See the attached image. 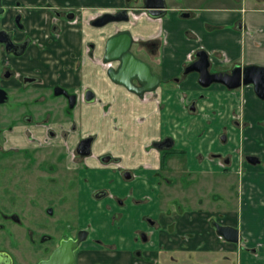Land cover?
Wrapping results in <instances>:
<instances>
[{
  "label": "flooded vegetation",
  "instance_id": "af4514ba",
  "mask_svg": "<svg viewBox=\"0 0 264 264\" xmlns=\"http://www.w3.org/2000/svg\"><path fill=\"white\" fill-rule=\"evenodd\" d=\"M3 1L0 0V8L2 9L0 18L3 19L4 25L0 29L10 35V40L13 44H21L26 41L24 51L19 55H15L14 52L4 51L3 46L0 45V98L3 96L0 102V109L3 108L4 112L10 111V113L14 114H8V116L4 117L6 122L0 129V154L3 157L10 155L24 157L30 150L41 151L45 149V151H52L61 149L60 151L63 153L60 155L61 159L59 162L62 163L64 168L73 167L76 164V167L86 168L89 165H87L86 161L88 158H92L90 160L93 166L122 163L121 159L118 158V153L114 156L111 153H101L93 157V138L90 135L80 137L73 145L64 144L75 130L73 109L81 110L82 107L84 108L96 100L92 89L88 86H83L81 79L82 72L87 68L86 65L89 61L98 64L102 68L103 74L112 85L120 87L127 95L133 96L140 103L153 101L156 103L157 109L160 108V104L157 101L158 97L155 92L157 90H171L176 92V94H180L179 85H182L185 78L190 75L195 77L193 85L203 90L215 84H219L229 91L250 86L240 85L235 89H228L223 84L212 81L203 86L202 84L206 79L200 77V71L203 67L207 75L218 72L211 70L207 57L200 53L202 50H196L190 60L169 81L166 83L161 82L155 74L158 77L157 87L151 92L136 95L131 90L108 79L106 75L107 69L116 70L119 64L117 61L110 63L103 62L105 42L102 51H99V59L93 58V55H95L94 44L87 40L89 31L98 32L107 25L115 24L109 23L101 27H95L93 23L104 13H96L90 17L88 7L86 6L87 1L85 0H74V2L71 0H57L54 1L55 3H51L49 0H35L31 4V8L36 11L37 19L41 23L40 21L35 23L36 33L32 34L27 29L23 1L12 0L8 6L4 5ZM175 1L163 0L164 10L159 18L163 17L168 10L176 5ZM141 2L142 0H129L128 2L121 0V6L113 9L110 13L114 14L125 9L127 20L120 23H127L129 16H136L139 12L145 13V11L139 9ZM149 3H152V1H149ZM72 4H77V6L75 7ZM179 15L184 16L185 13H180ZM121 31L126 30L116 31L114 34ZM73 36L77 40L76 51H71L70 49ZM32 43L37 46L34 50L37 51V57H35L36 59L34 58L33 72H26L22 65L27 61L25 60V56ZM132 45L131 41L128 49L129 53L134 58L145 63L133 52ZM144 47L145 50L151 51V49L146 47V44ZM38 51H41L39 55ZM13 61L21 63V66L15 67ZM145 64L149 66L147 63ZM186 68L190 69V71L185 72ZM237 68L233 67L229 71L223 72V74H230L232 70ZM15 71L20 72L16 73ZM74 72L77 74L76 81H73L72 77ZM130 85L134 88L140 87L134 80L130 81ZM250 87L252 88V86ZM86 91H91L93 94L91 102L85 101ZM202 98V95L197 96L199 100ZM70 102L72 106H70ZM177 103L181 111H187L188 114L196 112L195 100L187 101L182 93L177 97ZM31 104L37 108L41 107V112L36 113L30 109H26ZM107 107L102 106V115L108 112ZM14 131L24 134L23 140H25V144L17 145L13 143V139L11 138L13 136L11 134ZM222 137L224 139L222 145H224L226 141L224 134L220 133L218 140L221 143ZM86 138L91 139L88 154L80 156L76 152V147L79 141ZM164 139H169L171 146L168 149L157 150L153 144L159 143ZM56 141L64 142L58 144ZM174 141V137L164 134L149 142L150 147L148 149H152L157 154L156 162L159 171L167 173L172 170V163L171 165L167 164V160L172 156L179 154L184 160V149H175L176 145ZM69 156L71 157L70 159H68ZM249 157L256 159L255 164L249 163L247 159ZM241 158L242 163L247 165L254 166L259 164V159L255 155L242 154ZM219 159L220 155L218 153L211 154L210 160L212 162L214 160V164L212 165L219 167L220 163L222 165L229 163L228 158H224L221 161ZM26 162L32 163L33 159H27ZM45 163L49 164V169L43 166H39V168L43 173L49 174V178H46L43 185L38 187L36 195L41 197V199H45L46 196L50 195L49 205L44 207L19 208L18 212L12 208L0 207V264H122L121 260L127 258L133 260L129 264H137V260L148 261L149 259L143 254L144 245H148V252H155L154 258L153 256H151L152 259L150 258L153 260L152 264H160L159 260L164 261L167 257L171 262V254L192 253L197 254L201 258L210 257V254L220 252L218 251L220 248L230 255L236 254L237 264H264V234L262 239L259 236L253 239L243 237L240 233V225L244 216L241 215V211L238 208L234 210L225 208L213 211L215 218L207 220L209 232L214 238V240L210 241L212 244L210 245V249H204L196 244V239L200 237L199 232L197 233L193 224L189 223L190 226L187 228L185 223L191 222V218L188 221L185 217V209H181L179 206L168 207L164 210L162 213L163 221L165 222L163 225V235L166 239L161 243H155L156 245L150 248L151 243L147 238V233L151 230L158 234L161 226L157 219L145 215L139 219V224H142L145 230H137L138 218L136 210L133 207L139 201L130 196L131 191H128L127 194L130 196L128 207L123 203L122 199L114 194L115 192L112 193L107 187H99L89 193L90 199L95 202L107 199L112 201V204L116 207V211L110 214L111 225L115 224L118 226L123 221L127 222L125 233L127 234L128 243L125 245H121L119 241L115 243L104 241L101 232L99 230L96 231L89 224L87 217L82 219L84 222L81 220V224H79V218H77L76 223H58L57 211L54 214L53 208L55 207L52 206V200L56 198L57 190L55 179L50 177L52 176L53 166L51 165L52 162L46 161ZM222 165L221 167H223ZM124 168L118 177L124 182L135 180L136 178L132 176L131 173L133 171L131 172L129 166L126 164ZM173 172L175 173V171ZM99 194L103 195L97 199L96 195ZM76 211H78V208ZM189 216H193L194 220V214H190ZM262 216L260 226L264 228V213ZM231 217H233L234 225L223 222L230 221ZM183 220L187 221L182 225ZM212 223L234 228L237 231V242L229 243L219 237L215 233V228L211 225ZM184 226L186 229H184ZM240 258L243 261H240ZM223 260V263H226L228 259L227 257H223ZM201 262L202 264H209V261L206 259L201 260Z\"/></svg>",
  "mask_w": 264,
  "mask_h": 264
},
{
  "label": "crops",
  "instance_id": "0c3cea01",
  "mask_svg": "<svg viewBox=\"0 0 264 264\" xmlns=\"http://www.w3.org/2000/svg\"><path fill=\"white\" fill-rule=\"evenodd\" d=\"M22 1L25 6L24 15L27 29L32 34L36 33L35 23L40 20L37 19L36 11L31 8V4L35 0ZM49 1L52 3L57 0ZM71 1L74 2V0ZM85 1H87L86 6L90 17L96 13H110L113 9L121 6V0ZM3 2L4 5L8 6L12 0H4ZM72 5L77 6V4ZM196 7L178 8L175 5L163 17L158 19L149 18L144 12H139L136 16H129L127 23L110 24L98 32L89 31L87 40L94 44L95 55L100 57L98 52L102 51L105 40L116 31L126 30L130 34L133 52L138 58L147 63L152 72L164 83L178 73L196 50H202L201 52L207 57L210 68H213L212 71L214 72H227L233 67L255 66L264 68V7L257 6L255 9L250 8L245 11L241 7L240 9L231 10L215 8L198 10ZM180 13H185V15L181 16ZM71 42V51H76L77 40L74 36ZM145 44L151 51L145 50ZM72 77L73 81H76L77 74L74 72ZM81 79L83 86L91 88L92 83H94L97 89L100 88V90L91 88L95 97L100 94L101 89L107 91L111 88L108 92L111 94L109 100L113 102L114 106L117 105V110L118 107L121 108L124 105L129 108L121 109L129 112V115L127 114L128 116L123 118L124 120L133 117L132 122L134 121L136 124V119L143 118H141L143 122L138 124L145 125L147 131H150L149 141L164 134L174 137L175 145L186 151L183 161L176 162L177 164L172 161L173 168L178 165L177 167L181 172L194 170L200 174L210 173L213 175L211 178L216 177L217 179L223 176L227 179L228 175L232 174L238 166L235 163L236 161L226 157V154L234 152L240 141L243 154L260 156L257 157L259 159L258 165L251 166L242 163L243 176L240 180L244 195L237 208L244 216L240 225L242 236L251 239L259 236L262 239L264 228H261L260 223L264 213V101L256 98L250 86L229 91L223 86L215 84L203 90L193 85L195 77L190 75L185 78L182 85H179L180 94H184L187 101L195 100V115L189 116L187 112L181 111L179 108L177 97L180 94H176L171 90H157L155 93L160 104L159 109L153 101L140 103L133 96L127 95L120 87L112 85L103 74L102 68L96 63L92 70L88 67L82 72ZM198 95H202L203 98L197 99ZM208 119L211 122L207 126L205 121ZM165 121L167 122V129L161 125ZM172 121L174 122L173 125L171 124ZM176 122L180 123L177 124ZM220 133L226 137L224 145L218 140ZM187 138L194 142V149L189 147V143L186 142ZM230 148L231 151H229ZM191 153L192 155H190ZM215 153L220 155L219 161L230 158L229 163L223 165L220 163L218 167L212 165L214 160L213 162L204 160L203 156L210 155L211 157V154ZM195 158H200V160L198 161ZM128 166L135 173L134 177L136 179L130 182L117 181V184L121 186V191H118L116 196L122 199L127 207L130 196L139 201L133 207L138 218V231L145 230V227L139 224L141 217L146 215L158 220L161 226L160 232L157 234L149 230L147 233V238L151 243L150 248H152L156 245L155 243H161L166 239L163 235L165 222L162 213L168 208L170 198L168 196L163 198L162 204H159L156 187H158V173L160 171L157 169L156 159L154 163L135 160L134 163L131 162ZM140 172L145 175V179L149 177L148 173L151 172V177L148 178L150 180L148 189L150 191L156 189V195L151 192L149 196L151 201L148 198L147 203L142 202V199L147 198L148 195L143 193L140 187L142 182L144 184L148 182L139 181L138 173ZM127 188L131 191L130 196L127 195L129 191H127ZM104 202H107L110 207L114 206L110 199ZM81 208V219L87 217L89 224L96 231L101 232L104 241L112 243L119 241L121 245L128 243L127 234L125 233L126 221H123L121 225H115L116 228H114L111 235L106 236L105 227L108 226L110 214L112 213H104V211H99L97 208L86 211V205L83 203H81ZM113 208V212H115L116 207ZM230 224L234 225L233 222ZM198 232H202V230L197 229ZM210 241L212 240H206V236L202 235L195 242L197 245L202 243L203 246H200L204 249H210ZM147 246H143V254L146 258H149L148 261L137 260V264L153 263L151 256L154 258L155 252H148ZM121 261L122 264H129L133 260L127 258Z\"/></svg>",
  "mask_w": 264,
  "mask_h": 264
},
{
  "label": "rangeland",
  "instance_id": "374dc122",
  "mask_svg": "<svg viewBox=\"0 0 264 264\" xmlns=\"http://www.w3.org/2000/svg\"><path fill=\"white\" fill-rule=\"evenodd\" d=\"M175 4L178 8L197 6L196 8L198 10L205 8L231 10L238 8L240 9L241 7L242 10L245 11L250 8L255 9L257 6L264 7V0H176ZM2 25H4L3 19L0 18V27ZM36 47V44L32 43L25 56V60L27 61H25L22 67L26 72H33L32 68L35 63V57H37V51H34ZM40 52L41 51H38V55ZM97 57L99 56L93 55L94 59ZM14 61L13 63L15 67L18 68L21 66V63ZM86 66L87 68L90 67L92 70L95 67V64L92 61H89ZM211 70L214 69L211 68ZM15 72L19 73L20 71ZM92 85L91 88L97 89L94 86V83H92ZM97 90H100V88ZM110 90L111 88H109L107 91L101 89V92L98 94V96H96L94 103L89 104L84 108L82 107L81 110L74 108L72 113L75 130L71 133L68 141H56V143L61 144L64 142V144L73 145L80 137L90 135V137L93 138V157H95L96 154L101 153H111L113 156L118 153V158L121 159L122 163L110 164L106 166L98 164V166H93V163H91L92 158H88L86 159L87 165L89 164L92 166L88 165L86 168H81L79 166L76 167V164L73 167L64 168L62 163L59 162L61 159L60 155L63 153L60 151L61 149H55L52 151H45V149L41 151L30 150L29 153L24 157L19 155L3 157L0 154L1 208H12L17 211L19 208L44 207L49 205L48 202L49 199H51L49 198L50 195L46 196L45 199H41V197L36 195L38 187L43 185L46 178H49V174L43 173L39 166L49 169V164L45 163L48 161L52 162L51 165L53 166V172L51 174L52 176L50 177L55 179L57 187L56 198L54 199L56 203L54 200H52V206L56 208H53V210L54 214L57 211L58 223H76L77 218H79V224H81V203L86 205L88 211L97 208L99 211L113 213L114 206L110 207L107 202H95L90 199V191L99 187H107L112 193L115 192L114 194L117 195L118 191H121V186L117 184V181H122L118 175L125 169L124 166L131 162L134 163L135 160L150 161L154 163L155 159H157V154L152 149H148V147H150L149 140L151 133L149 130L147 131L145 125L138 124L143 122V120H141L142 117L140 119H136V124L134 121L132 122L133 117L124 120L123 118H126L129 115V112L121 109L129 108L126 107V105L122 106L121 108L118 107V112L117 105L114 106L113 102L109 100L111 99V94L108 93ZM102 106H108V112L105 113V115H102ZM27 107L28 108L26 109H30L33 112H41V107L37 108L32 104L31 106L29 105ZM8 114L12 115L13 113H10V111L4 112L3 108L0 109V129L3 127V125H5L6 119H4V117L8 116ZM190 114L189 116L195 115L194 113ZM172 122L171 124L173 125L174 122ZM205 122L208 126L211 120L208 119ZM176 123L179 124L180 122ZM161 125L163 128L167 129L166 121L161 123ZM156 130L158 129L156 128ZM223 133L225 134L224 131ZM11 135L13 136L11 137L13 139V143L17 145L25 144V140H23V133L14 131ZM186 142L189 143L190 148L194 149L195 144L191 139L187 138ZM176 148L178 147L175 146V149ZM229 151H231V148ZM185 153L186 151L184 154ZM243 153L242 143L240 141L238 146L234 149V152L226 154V157H230L236 161L235 163L238 167H236V170L232 174L228 175L227 179L222 176L217 178L219 179L218 181L215 179L216 177L211 178L213 175L210 173L200 174L194 170L181 172V170L177 167L178 165L174 166V168H172V170L167 173L160 171L158 187H156L159 204L161 205L163 198L168 196V198H170V204L168 207L172 208L179 206L181 209H185V217L188 219V221L191 218V222H186L187 220H183L181 223L182 225L186 222L185 224L188 228L190 226L189 223L191 225L193 224L196 230H202V232H199L200 236H206V240H214L212 234L209 232L210 230L207 221L208 219L215 218L213 211H219L220 209L225 208L234 210L238 207L239 202L243 200L242 196L244 195V192L240 180L243 176L241 167V156ZM190 155H192V153ZM30 158L33 159V162L27 163L26 160ZM70 158L71 157L69 156L68 159ZM203 158L204 160H210L211 157L210 155H205ZM182 160L183 157L178 154L177 156L170 157L167 160V164L170 165L172 161L181 162ZM196 160L199 161L200 158H197ZM173 171H175V173ZM150 173H148L149 177L146 179L144 178L145 175L142 172L138 173V176L140 177L139 181L144 180L148 182L147 184H144L141 181L142 185L140 188H142L143 193L148 195L147 198L142 199V202L144 203L148 202L147 200L151 195V192L156 195V189L152 191L148 189V186L150 185V180H148V178L151 177ZM131 174L134 176L135 173L132 172ZM220 174L221 173L219 172V175ZM128 190L130 191L129 188H127V191ZM47 191H49V189H47ZM149 200L151 201L150 198ZM78 202L80 203L78 204ZM77 208L78 211H76ZM190 214H194V220L193 216H189ZM223 222L232 223L233 217H231L230 221ZM114 228H116L115 224L111 225V221H109L108 226L105 227L106 236L111 235ZM184 229H186L185 226ZM200 245L203 246V244ZM217 248L219 249V247ZM218 251L220 252H217L216 254H210V257L204 258L192 253H184L181 255L171 254V262L169 261L168 257L166 259L164 258V261H161L160 259L159 262L160 264H202L201 260L206 259L209 261V264H237L236 254L230 255L229 253L224 252L222 248H220ZM239 256L242 257L241 254H239ZM223 257H227L228 260L226 263H223ZM240 261H243V259L240 258Z\"/></svg>",
  "mask_w": 264,
  "mask_h": 264
},
{
  "label": "water",
  "instance_id": "95a60500",
  "mask_svg": "<svg viewBox=\"0 0 264 264\" xmlns=\"http://www.w3.org/2000/svg\"><path fill=\"white\" fill-rule=\"evenodd\" d=\"M128 2L129 0H125ZM152 1V3H149ZM140 10L145 11L146 15L150 18H159L164 10L163 0H142ZM2 9L0 8V13ZM123 14V16H121ZM127 20L126 10L123 9L114 14L104 13L98 19L95 20L93 25L95 27H101L109 23H120ZM17 22V20H16ZM131 44V38L127 31H121L116 33L105 41L103 62L110 63L117 61L119 66L116 70L111 68L107 69L106 75L113 83L119 84L136 95H141L144 92H151L158 85V77L153 74L145 63L134 58L128 51ZM0 45L3 46L4 51L14 52L15 55L21 54L26 46V41L21 44H13L10 40V35L4 30L0 29ZM204 54L203 52H200ZM205 55V54H204ZM185 72L190 71L186 68ZM200 77L206 78L203 82V86L210 81L220 83L226 86L228 89H235L240 85H250L253 88L255 96L264 101V68L255 66H246L237 68L231 71L230 74L216 73L207 75L205 68L200 71ZM205 74V75H204ZM134 80L140 87L134 88L130 85V81ZM3 96L0 98V102ZM93 94L91 91L85 92V101L91 102ZM72 103L70 102V106ZM91 139L86 138L77 144L76 152L80 156H86L89 150V144ZM221 142H224L223 137ZM157 150L168 149L171 146L169 139H164L159 143L153 144ZM249 163L255 164L256 159L254 157L247 158ZM107 160V159H106ZM103 160V161H106ZM103 194L96 195V198H100ZM215 228V233L223 240L229 243L237 242V231L231 227L219 226L216 223L211 224ZM76 244V242H75Z\"/></svg>",
  "mask_w": 264,
  "mask_h": 264
}]
</instances>
